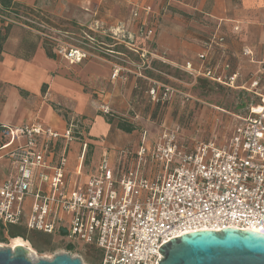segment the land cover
I'll use <instances>...</instances> for the list:
<instances>
[{"label": "built area", "instance_id": "built-area-1", "mask_svg": "<svg viewBox=\"0 0 264 264\" xmlns=\"http://www.w3.org/2000/svg\"><path fill=\"white\" fill-rule=\"evenodd\" d=\"M131 12L132 19L139 18L136 7ZM0 20L4 26L34 30L50 42L54 56L69 65L87 59L67 31L55 29L25 8L0 6ZM139 22V31L150 37L154 27L145 31L146 21ZM224 43V35L214 32L204 43L205 52ZM128 49L138 52L135 46ZM242 53L252 55L246 48ZM229 67L227 61L212 64L206 53H199L198 65L188 61L182 70L233 86L237 75L230 74ZM117 71L114 66L111 78ZM249 82L257 101L236 117L238 123L224 143L214 138L187 142L179 126L162 123L153 138L152 131L140 126L135 129L136 144H125L113 154L105 149L87 175L83 167L91 149L84 141L72 181L66 176L68 145L80 139L75 137L80 133L74 121L62 130L39 123L0 124V150L21 141L8 150L12 173L0 183L4 230L23 224L28 230L60 236L64 248L72 247L64 253L88 247L97 252L99 264H158L162 258L158 247L184 233L228 227L264 231V63ZM172 92L155 80L146 91L149 100L161 106ZM130 112L133 119L139 117L133 108Z\"/></svg>", "mask_w": 264, "mask_h": 264}, {"label": "crops", "instance_id": "crops-1", "mask_svg": "<svg viewBox=\"0 0 264 264\" xmlns=\"http://www.w3.org/2000/svg\"><path fill=\"white\" fill-rule=\"evenodd\" d=\"M12 1L13 6L25 8L56 29L67 23L78 30L91 32L89 29L92 28L117 36L127 25L131 27L129 29L134 28L131 23L138 18L132 19L131 10L136 7L140 12L138 20L147 21L149 15V23L155 26L153 50L160 51L170 64L179 65L182 69L189 61L197 66L199 53H206L212 64L222 65L227 61L229 73L237 75L233 86L205 80L249 97H253L249 77L264 63V0H167L166 7L164 0ZM147 6L149 11L144 12L142 9ZM156 12L159 17L154 19ZM237 25L239 30L235 31L233 28ZM0 30L6 34L0 52V124L18 126L39 123L43 127L62 130L74 121L77 132L82 135L85 132L95 135L108 133L110 123L102 115L92 113L90 95L82 88V84H86L95 88L92 91L98 95L103 93L98 83L108 80L106 65L103 70L100 65L99 70L89 59L69 65L64 59H57L50 42L34 30L18 25L4 26L1 20ZM214 32L223 34L225 43L222 48L205 52L204 43ZM47 48L51 55L47 54ZM244 48L252 55L243 54ZM71 72L75 73L74 77H71ZM129 93L125 92L121 99L127 103L128 111L132 109L125 100ZM104 94L108 97L113 93ZM56 105L66 107L69 111L61 114L62 110ZM149 124L144 126L152 131V124L155 123L151 120ZM136 132L135 127L131 133L123 131L120 145L131 142L130 137ZM89 140L84 137L68 145L66 176L70 181L76 178L75 168L80 162L84 141L88 142L91 149L89 162H85L83 167L84 175L93 171L104 150L103 146L95 142L91 144ZM19 142L15 141L0 150V161L4 160L6 164L0 183L12 173L7 152ZM56 148L57 152L61 150L59 146Z\"/></svg>", "mask_w": 264, "mask_h": 264}, {"label": "rangeland", "instance_id": "rangeland-1", "mask_svg": "<svg viewBox=\"0 0 264 264\" xmlns=\"http://www.w3.org/2000/svg\"><path fill=\"white\" fill-rule=\"evenodd\" d=\"M163 3L166 7L167 0H164ZM158 14L157 12L154 13V19L159 17ZM139 21H142V19L140 18V20L131 23V25H134L133 29H129L131 27L127 25V28L118 36L108 31L101 33L92 28L89 29L91 32L78 30L67 23L59 25L68 32L70 42L82 46L87 53V59L95 63L97 69L102 65L101 69L103 70L106 65L108 80L105 79L98 84L105 93H113L108 97L103 96L105 95L104 92L98 95L92 91L95 88L81 83L83 91L90 95L89 101L91 102L92 113L102 115L106 121L109 120L110 127L106 135L85 132L84 135L78 134L75 137L89 138L91 144L93 142L98 143L103 146L104 150L114 152L124 145H120L123 131L117 129L116 124L118 121L124 119L125 122L132 124L136 129V127L145 124L150 125L149 122L152 120L155 123V125L152 124L154 126V129H152L153 138L159 132L157 125L162 123L165 126H179L182 129L181 136L187 142L207 141L214 138L217 142L224 143L238 123L236 115H238L237 117L243 115L246 108L256 102V98L242 95L240 92L238 93L228 87L223 88L211 82H203L198 77L189 75L185 70L178 67L179 65L170 64L167 58L160 54V51L155 52L153 50L155 38L153 34L156 31L152 32L150 37L145 38L139 31ZM149 22L148 15L146 23L143 24L145 31L152 26ZM152 27L155 29L154 25ZM86 35H90L92 39H88ZM132 46L138 48V52L128 49ZM114 66L118 69V75L111 78ZM146 71H152L154 75L148 77ZM71 73V77H74L75 73ZM151 80L164 85L167 84L173 91L168 101L155 112V116L151 115V110H154L155 105L146 95ZM128 91L130 92L129 97H126L125 100L139 115L136 119H133L130 110H127V103L121 101L125 92ZM134 96L135 98H133ZM112 100L116 102L112 103ZM106 106L110 109L109 113L112 116L107 112L105 113ZM56 108L62 110L60 111L61 114L69 111L66 107L59 105H56ZM138 137L137 131L130 137L129 141L131 142L126 144H136ZM91 147L93 148V146ZM3 161H0V176L5 172L6 164ZM11 241L12 239H8L6 242H0V248L11 247ZM64 244L65 242L60 236H55L54 241L52 240L51 250L36 252L32 249L27 253V256L34 262L40 258L50 260L55 252L64 253L67 251L63 247ZM86 252L89 253V257L94 261L93 263H90L85 256ZM70 255L79 258L82 264H95L96 254L94 250L88 247L70 251Z\"/></svg>", "mask_w": 264, "mask_h": 264}, {"label": "water", "instance_id": "water-1", "mask_svg": "<svg viewBox=\"0 0 264 264\" xmlns=\"http://www.w3.org/2000/svg\"><path fill=\"white\" fill-rule=\"evenodd\" d=\"M158 250V264H264V233L225 228L199 230L172 237ZM23 246L0 248V264H82L68 253H56L52 259L32 261Z\"/></svg>", "mask_w": 264, "mask_h": 264}, {"label": "trees", "instance_id": "trees-1", "mask_svg": "<svg viewBox=\"0 0 264 264\" xmlns=\"http://www.w3.org/2000/svg\"><path fill=\"white\" fill-rule=\"evenodd\" d=\"M0 6L7 8L9 6H13V1L12 0H0ZM89 32V31H88ZM6 34L5 32H2L0 30V52L2 49V42L5 39ZM48 49V48H47ZM48 55H51L49 49L46 50ZM146 76L150 77L153 76L154 73L152 71H146ZM201 81H206L205 79H202L198 77ZM147 91V90H146ZM137 95V94H136ZM147 95V93H146ZM135 98V96L133 97ZM154 110H151V115L155 116V112L159 110L162 106L160 104H154ZM153 109V108H152ZM150 115V114H149ZM150 115V117H151ZM106 122L110 123L109 120ZM117 129L121 131H125L128 133H131L134 129V126L130 123L125 122L124 119L121 121H118L116 124ZM2 144V143H0ZM88 153V152H87ZM87 155V154H86ZM14 238H23L24 240L28 241L32 249H34L36 252H43L44 250L52 249V240L54 241V237L44 234L43 232H40L38 230H28L25 225H15V224H10L7 226V229L4 230L2 224L0 223V242H6L8 239H14ZM66 249H72L70 245H66ZM93 250V249H92ZM95 252V250H94ZM85 254V253H84ZM96 257H95V264H99L100 259L95 252ZM85 256L88 258L90 263H93L94 261L91 260V257H89V253L86 252Z\"/></svg>", "mask_w": 264, "mask_h": 264}, {"label": "bare ground", "instance_id": "bare-ground-1", "mask_svg": "<svg viewBox=\"0 0 264 264\" xmlns=\"http://www.w3.org/2000/svg\"><path fill=\"white\" fill-rule=\"evenodd\" d=\"M262 232L264 233V231L262 230ZM11 247L14 248L15 246H23L27 249V252L32 251V248L29 246V243L24 240L23 238H14L11 241Z\"/></svg>", "mask_w": 264, "mask_h": 264}]
</instances>
